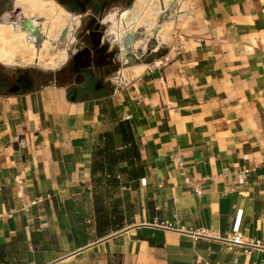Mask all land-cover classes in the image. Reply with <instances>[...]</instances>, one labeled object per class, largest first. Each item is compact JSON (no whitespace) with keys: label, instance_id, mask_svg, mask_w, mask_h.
<instances>
[{"label":"crops","instance_id":"1","mask_svg":"<svg viewBox=\"0 0 264 264\" xmlns=\"http://www.w3.org/2000/svg\"><path fill=\"white\" fill-rule=\"evenodd\" d=\"M135 1L103 20L111 46L136 34L107 88L0 91V264H264V0ZM115 119L144 175L129 225L98 237L92 148Z\"/></svg>","mask_w":264,"mask_h":264},{"label":"flooded vegetation","instance_id":"2","mask_svg":"<svg viewBox=\"0 0 264 264\" xmlns=\"http://www.w3.org/2000/svg\"><path fill=\"white\" fill-rule=\"evenodd\" d=\"M28 1L0 0V23H9L13 28L24 31L28 41L37 49L48 41L65 55L53 67L22 65L19 62L7 67L6 62H0V91L26 88L30 77L65 80L72 94L78 90L88 94L107 88L104 79L119 68L120 49L102 39L109 24H104L103 20L113 9L122 12L135 0H40L45 4L55 3V11L51 15L30 7ZM48 8L45 5L44 9ZM60 11L67 13V17L59 29L56 23ZM70 34L72 38H69ZM151 57L152 54H148L143 59Z\"/></svg>","mask_w":264,"mask_h":264},{"label":"trees","instance_id":"3","mask_svg":"<svg viewBox=\"0 0 264 264\" xmlns=\"http://www.w3.org/2000/svg\"><path fill=\"white\" fill-rule=\"evenodd\" d=\"M143 175L139 145L131 125L126 119H115L110 129L97 134L92 148L91 199L98 237L121 229L125 221L130 223L127 215L131 216L133 206L129 191L138 186ZM75 232L85 243L84 227Z\"/></svg>","mask_w":264,"mask_h":264},{"label":"bare ground","instance_id":"4","mask_svg":"<svg viewBox=\"0 0 264 264\" xmlns=\"http://www.w3.org/2000/svg\"><path fill=\"white\" fill-rule=\"evenodd\" d=\"M141 2L144 0H140ZM164 2L166 0H163ZM25 0H18V3H24ZM30 7L39 8L41 12H45L49 15L55 11V3L50 1L45 4L40 0H29ZM45 5L49 8L44 9ZM63 13V12H62ZM62 13L58 15L57 21H62ZM64 14V13H63ZM64 20V19H63ZM45 45V44H44ZM35 56V49L31 42L28 41L26 33L20 31L19 28H13L9 23H0V62H11L15 58H19L21 61L30 60ZM143 65H138L134 68L135 74L142 71Z\"/></svg>","mask_w":264,"mask_h":264},{"label":"rangeland","instance_id":"5","mask_svg":"<svg viewBox=\"0 0 264 264\" xmlns=\"http://www.w3.org/2000/svg\"><path fill=\"white\" fill-rule=\"evenodd\" d=\"M135 5H136V1H134L131 6L134 7ZM153 6L154 5H153V3L150 0V2L148 3V8H153ZM113 10H114L113 11L114 14L119 12L118 9H113ZM60 13H62V16H61L62 17V21L56 23V25H57L58 28H59V26L62 27L64 25L65 18L67 17V13H65L64 11H60L59 14ZM113 17H114V20H112V23H111L112 28H113V26L115 24H118V26H120L118 16L115 15ZM54 22L55 21H53V24H55ZM76 23H77V20H76ZM69 38H72V34L69 35ZM34 49H35V56L33 58H31L30 60L21 61L19 58H15L11 62H6L5 65L7 67H10L14 63L19 62L22 65H25L26 63H29L28 65H33V66H50V65H54L55 63H57L59 61V59H61L65 55L64 51H60V50L57 51L52 46V44H50L48 41H45L42 44V46L40 47V49H37L36 47H34ZM131 192H132V190L129 191V201H130V203L133 206V208H132V211L133 212H132L131 216H128L127 215V218L130 219V222H131L132 217H133V214L135 212V206H134L133 202H131ZM123 225H124V227H126L127 225H129V223L127 221H125V223H123ZM124 227H122L121 229H123ZM121 229H119V230H121ZM119 230H117V231H119ZM114 232H116V231H110L105 236H107L109 234H112Z\"/></svg>","mask_w":264,"mask_h":264},{"label":"built area","instance_id":"6","mask_svg":"<svg viewBox=\"0 0 264 264\" xmlns=\"http://www.w3.org/2000/svg\"><path fill=\"white\" fill-rule=\"evenodd\" d=\"M249 168H244L240 171V178L241 180L245 177V175L249 172ZM143 180V179H141ZM184 182L185 183H190L191 180L188 178V177H185L184 178ZM26 210V209H25ZM170 226V225H169ZM200 233H205V230L204 229H201ZM230 241L234 242V243H239V244H242L243 243V240H242V237H241V234L238 232V229H237V226H233L232 230L228 233L227 237ZM252 244H258V241H254V242H251ZM204 264H207V263H204Z\"/></svg>","mask_w":264,"mask_h":264},{"label":"water","instance_id":"7","mask_svg":"<svg viewBox=\"0 0 264 264\" xmlns=\"http://www.w3.org/2000/svg\"><path fill=\"white\" fill-rule=\"evenodd\" d=\"M122 43L120 44V49L124 52H128L131 48V42L136 40V34L135 33H124L122 36ZM150 43L146 44V50L147 52H150L153 49V45L151 44V41H148ZM136 50L142 51V48L139 46Z\"/></svg>","mask_w":264,"mask_h":264}]
</instances>
